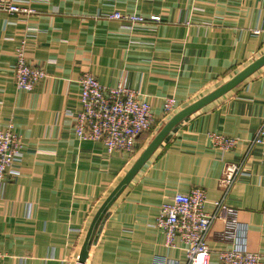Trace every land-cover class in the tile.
Segmentation results:
<instances>
[{
  "label": "crops",
  "instance_id": "0c3cea01",
  "mask_svg": "<svg viewBox=\"0 0 264 264\" xmlns=\"http://www.w3.org/2000/svg\"><path fill=\"white\" fill-rule=\"evenodd\" d=\"M29 17L0 11V124L11 119L23 142L25 172L6 184L0 201V264H76L96 211L153 135L178 110L230 79L264 53V0H26ZM113 11L157 15L128 25ZM27 41L29 61L51 77L31 92L14 84L15 49ZM84 70L100 84L120 82L151 103L152 131L130 157L107 155L102 143L79 139L64 110L77 111ZM175 111L164 117L165 97ZM264 119V65L224 95L179 122L108 208L84 264H152L154 255L183 260L177 237L165 244L154 226L158 207L194 186L208 201L221 197L218 180L238 162ZM208 133L239 139L220 151ZM247 173L226 202L247 225V248L264 264V147H255ZM2 190L0 188V196ZM207 203L206 210H211ZM216 221L207 238L209 264L229 248Z\"/></svg>",
  "mask_w": 264,
  "mask_h": 264
},
{
  "label": "built area",
  "instance_id": "2783aa9c",
  "mask_svg": "<svg viewBox=\"0 0 264 264\" xmlns=\"http://www.w3.org/2000/svg\"><path fill=\"white\" fill-rule=\"evenodd\" d=\"M0 11L9 16L29 17L36 11L26 0H0ZM108 19L134 25L148 21L159 22L160 17L135 12L113 11L106 15ZM253 34L264 29H254ZM29 43L22 41L15 49L14 84L16 89L31 92L42 80L51 75L41 65L29 61L32 56ZM80 109L64 110L73 121V133L79 139L102 143L107 155L114 152L130 157L137 152L138 138L141 134L154 129L156 119L152 114L151 103L141 99L139 93L120 82L114 86L102 85L89 70H84L79 79ZM173 96L164 98V117L170 116L176 109ZM213 147L220 151L235 148L239 139L217 133H208ZM23 142L16 133L11 119L0 124V201L4 200L6 184L25 172L22 166ZM255 147H264V119L247 143V150L238 162L227 163L218 184L222 190L220 198L208 201L206 191L201 186L192 187L187 193L176 192L167 202L158 207L154 226L165 235V244L173 245L177 237L184 251L183 260H174L162 255H154L152 264H209L210 250L207 238L216 221L223 223L221 239L229 243V248L217 253L218 264H262L260 253L247 248V225L237 218L236 209L227 204V196L238 179L247 173L243 167L248 155ZM211 210H206L207 203ZM0 252V259L2 258ZM25 258L20 259V264Z\"/></svg>",
  "mask_w": 264,
  "mask_h": 264
},
{
  "label": "water",
  "instance_id": "95a60500",
  "mask_svg": "<svg viewBox=\"0 0 264 264\" xmlns=\"http://www.w3.org/2000/svg\"><path fill=\"white\" fill-rule=\"evenodd\" d=\"M264 65V53L259 57L254 59L240 71H238L235 75H233L230 79L225 81L220 86L216 87L214 90L209 93L203 95L199 99L194 102L188 104L182 109L175 112L171 115L167 121L159 128V130L153 135L149 143L146 147L141 151V153L134 160L130 168L126 171L124 176L120 179L117 185L111 190L108 196L104 199L98 210L96 211L94 217L91 220V223L88 227L86 236L84 238L83 244L81 246L80 252L78 254L76 264H84L87 256L90 245L95 239L96 232L102 222L108 208L112 205L118 195L123 191L126 185L132 180L134 175L140 170V168L144 165V163L148 160V158L152 155V153L156 150V148L161 144L164 138L172 131V129L183 119L196 112L206 104L215 100L216 98L224 95L232 88L240 84L244 79L258 70L260 67Z\"/></svg>",
  "mask_w": 264,
  "mask_h": 264
}]
</instances>
